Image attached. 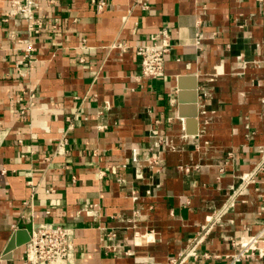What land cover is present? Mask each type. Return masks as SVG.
<instances>
[{
    "label": "crops",
    "instance_id": "1",
    "mask_svg": "<svg viewBox=\"0 0 264 264\" xmlns=\"http://www.w3.org/2000/svg\"><path fill=\"white\" fill-rule=\"evenodd\" d=\"M34 1L28 37L0 0V264H21L24 246L2 259L14 231L44 223L72 229L70 264H264L228 258L264 245V0ZM164 27L165 77L142 80L135 46Z\"/></svg>",
    "mask_w": 264,
    "mask_h": 264
},
{
    "label": "built area",
    "instance_id": "2",
    "mask_svg": "<svg viewBox=\"0 0 264 264\" xmlns=\"http://www.w3.org/2000/svg\"><path fill=\"white\" fill-rule=\"evenodd\" d=\"M90 3H94L90 0ZM96 9L101 11L105 3L100 1L95 3ZM143 11H147L149 6L147 3L140 4ZM37 9L34 0H7L6 16L1 19L7 22L8 19L23 20L25 22L24 33L28 37L40 34L42 24L39 17L35 16ZM24 47L20 49L19 55L15 61V67L22 77L24 71L34 61L32 48L29 40L23 41ZM125 52L128 47L124 45L117 46ZM171 35L167 27L160 29L154 34L147 44H138L135 46V54L139 59V78L142 80H157L165 77L164 58L172 50ZM20 73V71H22ZM28 107H33L34 95L30 93L28 96ZM66 144L65 137L62 136L58 141L57 149L63 148ZM51 189H46L44 193H51ZM104 238L109 242L104 248H111V241H114L116 235L114 233H104ZM237 251L228 257L231 262H239L242 258H248L257 252L258 256L264 258V245L261 238H253L250 242L240 243L236 245ZM73 254V231L71 228L53 225L38 224L29 231V239L24 244L21 264H70ZM128 251L125 252V255ZM193 256L191 251L180 257V262L187 257Z\"/></svg>",
    "mask_w": 264,
    "mask_h": 264
},
{
    "label": "water",
    "instance_id": "3",
    "mask_svg": "<svg viewBox=\"0 0 264 264\" xmlns=\"http://www.w3.org/2000/svg\"><path fill=\"white\" fill-rule=\"evenodd\" d=\"M186 77H181L179 79V82ZM184 81V80H183ZM179 92L177 94V100H178V110H179V116L181 118L186 119V123H195V120L197 118V91L196 86H192L191 91L188 93H184L179 87ZM187 103V105H186ZM188 106V107H186ZM186 109L188 110L186 112ZM29 227H26L24 229H19L13 232L11 237L9 238V241L7 242L5 249L3 251L2 259H8L10 256V252H12L14 249L19 248L21 246H24V244L29 239Z\"/></svg>",
    "mask_w": 264,
    "mask_h": 264
}]
</instances>
